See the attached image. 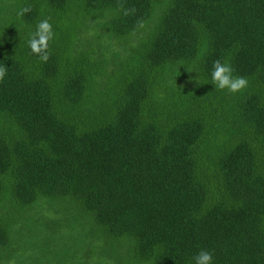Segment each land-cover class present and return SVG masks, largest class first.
I'll use <instances>...</instances> for the list:
<instances>
[{
	"label": "trees",
	"instance_id": "1",
	"mask_svg": "<svg viewBox=\"0 0 264 264\" xmlns=\"http://www.w3.org/2000/svg\"><path fill=\"white\" fill-rule=\"evenodd\" d=\"M0 66V264H264V0H0Z\"/></svg>",
	"mask_w": 264,
	"mask_h": 264
},
{
	"label": "clouds",
	"instance_id": "2",
	"mask_svg": "<svg viewBox=\"0 0 264 264\" xmlns=\"http://www.w3.org/2000/svg\"><path fill=\"white\" fill-rule=\"evenodd\" d=\"M31 11V6H25L20 9L18 15ZM128 14V10L124 11ZM55 33L49 19L41 20L33 33H30L28 46L31 54L36 55L41 62H47L50 58L49 43L54 39ZM234 69L228 62H221L216 60L213 64V71L211 73V83L215 85L216 89L227 90L230 94L243 92L248 87V80L245 77L233 75ZM7 74V69L0 66V83L4 81ZM195 264H213V255L209 251L202 250L193 257Z\"/></svg>",
	"mask_w": 264,
	"mask_h": 264
}]
</instances>
